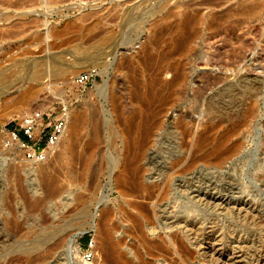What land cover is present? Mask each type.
I'll list each match as a JSON object with an SVG mask.
<instances>
[{
    "label": "rangeland",
    "instance_id": "374dc122",
    "mask_svg": "<svg viewBox=\"0 0 264 264\" xmlns=\"http://www.w3.org/2000/svg\"><path fill=\"white\" fill-rule=\"evenodd\" d=\"M181 41L185 42L182 47ZM162 53L185 74L182 84L169 87L170 96L160 116L161 141L151 147L156 154L154 171H166L164 175L168 177L174 172L170 175L172 186L162 201L132 199L135 203L127 205L128 198L107 186V171L93 170L99 163L104 168L103 157L122 153L119 118L136 111L130 99L132 92L143 89L144 83L154 86L156 79L162 86L171 82L175 70L156 75L158 63L149 61ZM79 59L96 63L88 61L80 67L76 63ZM27 67L32 72H44L41 89L27 103L7 101L5 92ZM63 67L74 68L73 73L56 77L55 71ZM104 71L108 72V79ZM84 72L92 74L90 80L76 83V76ZM106 79L107 92L114 95L118 104H128L124 111L113 107L96 89ZM87 107L98 115L103 110L98 123L107 121L108 128L103 132L106 140L98 150L102 153L91 154L81 188L71 182L69 168L74 166L79 174L80 164L72 161L70 153L50 161L45 167L53 170L49 177L56 176L57 192L49 194L44 182L47 177L40 174L34 180L32 170L22 161L25 152L11 141L9 131L18 129L23 116L32 111L43 112L47 124L63 111L73 115ZM202 134L210 136L214 143L228 135L226 146L239 143L240 150L221 169L196 165L183 170L197 155L192 144ZM90 137L91 126L87 124L75 141L76 150L83 154ZM40 168L37 164L32 169ZM225 184L230 186L226 193L221 189ZM208 189L217 192V196L224 195L226 202L220 201L219 196L217 200L204 197V190ZM156 191L158 195L159 190ZM79 193L86 199L78 201ZM236 197L247 201L249 213L237 211ZM97 200L105 203L99 212L101 217L110 212L106 226L111 239L124 237L151 264L158 263L152 254L167 264H209L210 255L202 248L221 233L231 243L240 235L245 237L250 242L248 248L254 241L263 258L264 0H0V264H27L24 248L51 231L52 241L53 237L65 236L73 216L95 212ZM37 201L40 202L36 205ZM159 206L163 211L161 221L166 214H177L185 223L203 225L205 229L196 235L208 244L202 248L190 245L179 233L185 247L181 259L174 251H160L159 245L170 247L167 239L173 232L159 229L153 233L151 228L158 225L156 214L148 219L141 208L157 211ZM94 237L93 232L83 234L77 238L79 254L74 250L59 260L57 253L51 261L100 264L105 238L94 241ZM93 241L94 257L85 261L83 252ZM210 251L219 257L217 251Z\"/></svg>",
    "mask_w": 264,
    "mask_h": 264
},
{
    "label": "bare ground",
    "instance_id": "6f19581e",
    "mask_svg": "<svg viewBox=\"0 0 264 264\" xmlns=\"http://www.w3.org/2000/svg\"><path fill=\"white\" fill-rule=\"evenodd\" d=\"M184 43H185L184 41H181L180 46L182 47ZM93 59L96 60V58H93ZM169 60L170 59L167 57L166 54H163L157 58H150L149 60L150 62L153 63L154 61H156V63H158V69H157L158 71L156 72V75L163 74L164 72H169V71H174V70L176 71L173 75L171 82L162 86L159 84V79H156L153 82L154 86H150L147 83L146 84L144 83L143 89H137L134 92H132V94L130 95V99H131V103L135 105L136 111L132 113L129 117L124 118L121 116L119 118V121L122 127L121 139L119 140L123 141L124 149L122 153L120 152V154L119 153L116 154L117 156H113L114 154L112 155L110 153L106 157H103L105 160L104 168H101L102 164L99 163V165L95 166L93 170L95 173L98 171H101V169H104L105 171H107V173L109 174L108 176L109 183H107L108 184L107 186L111 185L114 191H117L123 197L128 198V200L126 201L127 205H131L132 203H135L133 202L132 199L152 200L156 198L157 202L162 201L168 196L170 192V188L172 186L170 182L171 181L170 175L172 176L174 172H172L169 175V177L164 175L166 171L165 173H156V171H154V168H153V164H154L153 159L155 158L156 154L151 150V147L153 146V144L160 140V137H159V130L161 127L160 116L163 114V108L166 106L168 102V98L170 96V93H168L169 87L179 86L180 84H182L185 78V74L182 71L178 70L173 64H171ZM88 61L91 63L92 59L91 61L89 59L84 62H81V60L79 59V60H76V63L80 65L81 67V65H83L84 63ZM94 63H96V61ZM99 65H94V68L99 67ZM151 65L149 64V66ZM73 69L74 68L72 67H66V68L63 67L61 69H57L54 75H58L56 77H60V76L65 77V76L71 75V73H73ZM91 71L94 72L95 70L93 71V68H91ZM103 74L105 78L107 79L109 78V74L107 71H104ZM44 75L45 74L43 71L42 72L41 71L32 72V69L27 67V71L23 73V75L19 77L18 80L16 79L17 80L16 82H14L10 87H8L10 90H7L5 92V96H6L5 99L11 102L13 101V102L27 103L28 101L33 99L35 94L41 89L40 86L42 84V79ZM107 79L103 86L97 87L96 89L99 90L100 95L103 98H105L106 101L107 100L110 101L113 107H115L119 111H124L128 104L125 102L118 104L117 103L118 100L115 99L114 95H111L110 92L109 93L107 92V85H109ZM138 86L136 85L137 88ZM87 109H85V111L83 112H79V113L77 112L73 115L70 114L69 111H67L66 116H67L68 123H67L66 131L63 137L61 138L60 142L56 144L55 146L51 147V149H48L46 151L45 159L41 161L40 163H38L41 165V168L39 170L32 169L34 164L31 160L27 159L26 157L27 150L23 148L21 144L18 141L14 140L13 137L11 136V141H13L16 146L20 147L23 150V152H25V156L22 159V161L25 164H27V166L32 170L31 173L34 177V180L35 181L38 180V177L40 174H44V176L47 177L46 179H44V182L45 184H48L49 194H55L57 192V189L55 186L56 176L51 175L49 177L48 174L52 173L53 170H49V167H45L50 161L54 159L56 160L61 159L65 155L70 153L72 161L73 162L78 161V163L80 164L79 174L74 166H71L69 168L68 172L71 175V182L74 186L81 188L83 187L84 173L88 165L90 164L89 158L91 154H95L99 152L102 153V150L100 151L98 150L99 148H101V146L106 140V139L104 140L105 134H103V132H104V129L108 127H106L107 121L106 122L102 121L98 123V120H100V118L103 117L104 112L103 110L100 109L102 113H100L101 115H98L99 112L93 111L91 113L90 112L91 110L88 107ZM87 124L91 126V137L87 143V147L84 153L82 154L81 152L76 150L75 141L80 137L81 131L85 128ZM241 125L244 126L245 121L242 122ZM238 130L239 129H237V131ZM228 139H229L228 135L223 136L214 143L212 142L211 137L208 135L202 134L196 137L194 144L192 145L195 146L197 155H195L188 162L185 169L183 170H189L196 165H205V166L208 165L209 167H212L215 169L223 168L225 163H227L228 160L231 159L240 150L239 143H235L231 146H226ZM105 153H108V152H105ZM159 165L160 164H158V166ZM151 170L154 172L151 173ZM210 181L212 182V180ZM225 185L224 186L222 185L223 187H221V189L224 190V192L230 187L227 184ZM29 186L31 187V185ZM156 189L159 190L158 195H156V192H157ZM209 189L207 191L204 190V197L209 195L214 200H217L216 197L219 196L220 201L222 200L223 202H226L224 195L217 196V192H209ZM213 189L215 190L216 188L213 187ZM219 189H220V186H219ZM86 197L87 196H85L84 194L79 193L76 199L78 201H83L86 199ZM39 202L40 201H37L35 204L37 205L39 204ZM104 204L105 203H103L102 200H97L95 201V204H94L96 208L95 212H91V214L89 215H87L86 213H85L86 215L85 214L82 215L81 214L82 212L76 213L75 216H73V218L70 221V225H69L70 228L68 230V234H66L65 236H62L58 239H55L58 236L53 237V241H52V237H51L52 231H51L49 232L50 234L45 233L46 235L43 238H40V239L39 237L38 239L36 238L37 240L33 241L27 249L24 248L25 250L23 251V254L26 259V263L32 264V263L44 262L46 264H54L57 261H51V259L57 253H60L59 260L61 259L64 260L65 257L70 255L74 250L76 254H79L81 252V249L77 245V238H79L80 236H82L83 234L87 232H93L95 236L94 241L97 240L101 236H104L105 238L104 252L101 257L100 264H151L150 261H147L142 257V255L140 254L138 250H136L130 244H127L124 237L118 240L111 239L110 228H107L106 226V222L110 218V212L109 211L104 212L103 217H101V215L99 214V212L101 211V207ZM236 205L238 206V210L235 207ZM236 205L235 206L233 205L235 207V208L233 207V209H236L237 211H240V212H246V214L249 213L248 211L249 208L247 207L249 204L247 203V201L237 198ZM141 208H142V212L147 213L146 216H148V219L151 218L152 214L154 213L156 214L158 225L156 227L151 228L153 233H157L159 229H163V230L170 229L173 232V234L171 236H168V239H167L168 243L170 244V247L166 248L163 245H159L160 251H163V252L164 251L165 252L174 251V253H176L180 258L181 257L180 253L184 251V248H185L183 246L184 240L181 237H178V234L182 233L185 235L186 241H188V244L190 245L198 246L199 248H202L204 244L209 243L208 247L202 248L205 251V253H208L210 255V258L208 259L209 264H262L264 260L263 259L264 256L263 258L259 256L260 251L257 249L256 245L253 244L254 241H252V245L248 248V245L250 242L249 241L247 242L246 238L241 237V235L239 239L236 238L237 240L231 243V242H228V240L226 241L224 239L225 236H223V234L225 233H221L220 236H214L215 238L210 240L208 243L206 242L203 243V240L200 241L198 240L199 238L197 237L198 233L202 232L203 229H205L203 225L194 224V223H185V221L181 220V218L178 217L177 214H174V216L172 217H169V215L166 214L163 219L164 221H161L159 219L161 218V215L163 216V211H161L160 206L157 211L156 209L152 210L146 207H141ZM254 224H256V222ZM66 225L64 227H66ZM62 226H63V223H62ZM67 228H65V231L67 230ZM231 233L233 232H230V235ZM191 234H195V235L197 234V235L194 237L193 236L191 237ZM94 241L92 243H93V247L95 250L96 248L94 246ZM209 249L212 250L213 252L217 251V253H219V257L218 255H217V258L211 255L212 252ZM185 253H186V256H188L187 251H185ZM224 254H227V255H224ZM249 254L251 255V258H248ZM152 257H153V260L157 261L159 264H167L166 261L163 258H161L159 255L152 254Z\"/></svg>",
    "mask_w": 264,
    "mask_h": 264
},
{
    "label": "built area",
    "instance_id": "2783aa9c",
    "mask_svg": "<svg viewBox=\"0 0 264 264\" xmlns=\"http://www.w3.org/2000/svg\"><path fill=\"white\" fill-rule=\"evenodd\" d=\"M91 73H81L75 78L76 83L84 84L90 80ZM45 115L41 111H32L23 116L18 129L9 131L14 140L18 141L27 150L26 157L34 165L43 161L46 151L58 144L63 137L67 127V116L63 111L52 122L44 123ZM45 137V141L43 138ZM94 257L93 243L89 242L87 250L83 252L85 261H90Z\"/></svg>",
    "mask_w": 264,
    "mask_h": 264
},
{
    "label": "trees",
    "instance_id": "16d2710c",
    "mask_svg": "<svg viewBox=\"0 0 264 264\" xmlns=\"http://www.w3.org/2000/svg\"><path fill=\"white\" fill-rule=\"evenodd\" d=\"M11 128H14V126H11ZM85 239H86V243H88L89 236L87 235V236L85 237Z\"/></svg>",
    "mask_w": 264,
    "mask_h": 264
}]
</instances>
